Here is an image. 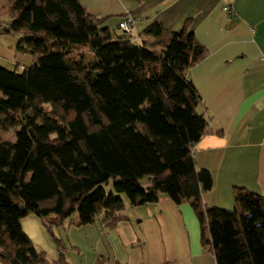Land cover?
<instances>
[{
  "label": "trees",
  "instance_id": "16d2710c",
  "mask_svg": "<svg viewBox=\"0 0 264 264\" xmlns=\"http://www.w3.org/2000/svg\"><path fill=\"white\" fill-rule=\"evenodd\" d=\"M0 2V34L32 57L0 68V264H67L38 251L25 218L114 228L126 200L161 196L191 204L217 264H264V197L235 187L232 210L202 200L214 180L193 149L210 119L188 72L208 52L189 21L179 32L153 23L147 46L120 30L126 17L115 37L79 0Z\"/></svg>",
  "mask_w": 264,
  "mask_h": 264
},
{
  "label": "crops",
  "instance_id": "0c3cea01",
  "mask_svg": "<svg viewBox=\"0 0 264 264\" xmlns=\"http://www.w3.org/2000/svg\"><path fill=\"white\" fill-rule=\"evenodd\" d=\"M87 11L107 20L113 36L127 15L138 20L142 44L157 40L149 27L160 23L179 32L187 21L207 57L188 72L210 119L207 133L194 147L198 168L214 180L203 203L232 210L235 187L264 197V0H232L234 14L220 0H79ZM19 38L0 34V68L20 71L32 57L18 54ZM122 220L109 228L100 222L77 226L56 215L30 216L22 226L48 260L67 264H217L202 244L201 228L191 206L167 196L157 203L132 207L126 200ZM48 227L61 241L58 249ZM52 247V248H51ZM51 251V252H50Z\"/></svg>",
  "mask_w": 264,
  "mask_h": 264
},
{
  "label": "built area",
  "instance_id": "2783aa9c",
  "mask_svg": "<svg viewBox=\"0 0 264 264\" xmlns=\"http://www.w3.org/2000/svg\"><path fill=\"white\" fill-rule=\"evenodd\" d=\"M222 4V11L226 15L234 14L232 0H220ZM138 20L131 15H127L126 18L120 23L119 28L130 37H134V40L139 41V36L136 34Z\"/></svg>",
  "mask_w": 264,
  "mask_h": 264
},
{
  "label": "rangeland",
  "instance_id": "374dc122",
  "mask_svg": "<svg viewBox=\"0 0 264 264\" xmlns=\"http://www.w3.org/2000/svg\"><path fill=\"white\" fill-rule=\"evenodd\" d=\"M3 3L2 2H0V6L2 5ZM4 19L5 18V15H3L2 13L0 14V19ZM17 68V67H16ZM15 137H16V131L15 130H12V131H10V132H8V133H6L5 134V138L6 139H9V140H15ZM35 218H37V217H35ZM39 219V218H38ZM50 233V232H49ZM54 234V232L52 231L51 233H50V236H51V238H52V235ZM53 239V238H52ZM52 248V247H51ZM51 252V251H50Z\"/></svg>",
  "mask_w": 264,
  "mask_h": 264
}]
</instances>
